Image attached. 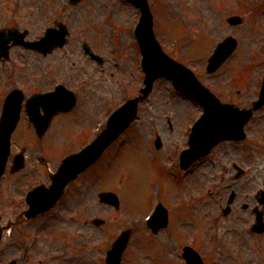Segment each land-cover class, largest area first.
Masks as SVG:
<instances>
[{"label":"rangeland","instance_id":"rangeland-1","mask_svg":"<svg viewBox=\"0 0 264 264\" xmlns=\"http://www.w3.org/2000/svg\"><path fill=\"white\" fill-rule=\"evenodd\" d=\"M220 1L222 0H150L152 7L157 11L155 29L165 49L191 66L200 79L222 99L240 106H250L258 95L264 73V4H260L259 0H243L244 8L239 12L243 15L242 23L230 25L226 21L228 14L224 8L225 4H221ZM28 4L30 0H16L8 14L0 20V24L11 22L13 18L25 22L24 10ZM36 10L38 11L37 6ZM65 11L73 31L66 46L49 56L32 52L30 61L22 59L15 61L16 58L0 61V105L5 93L14 86L24 87L30 94L49 89L53 87L54 80L63 79L68 86L80 91L77 107L68 113V116L56 119L55 123L54 119L44 136L39 137L34 132L26 117L18 124L13 137L12 155L21 147H26V167L15 173L8 167L0 185V200L3 191L8 193L13 191L11 195H18V202L13 205L14 210L18 207L21 211L26 207L19 200L25 183L30 185L49 180L48 171L52 163H47L36 171L31 168L41 156V144L44 145L45 151L51 152L50 159H54L55 153L61 155L58 148L62 150L60 145L63 146L69 137L60 135H67L78 128L81 130L79 127L81 124L83 134L87 135L86 131H90L102 116L106 103L112 101L117 103L121 99L120 88L124 78L132 82L131 95L137 94L143 85L141 53L133 33V25L140 12L133 4L122 0H82L74 6L67 5ZM34 32L39 33L40 30L35 28ZM229 32L239 39L235 54L218 71L208 73L205 66L208 53L212 50L210 46L213 41L221 40ZM190 39L193 42L188 44ZM85 41L90 42L96 51L106 57L102 65L83 55L81 47ZM43 71L47 73L45 78L41 79L39 73ZM200 109L194 100L179 94L169 80H158L150 97L141 105L139 118L121 135L118 144L116 142L110 147L97 166L72 184L67 196L57 208L35 220H23L19 225L16 224L15 213L0 212L1 222L13 220L12 232H4L0 241V264H8L10 259L16 256L19 257L20 264H34L30 259L32 237H36L38 242L31 247V251H34L36 256H50L45 264H96L92 258L96 256L98 262H101L104 251L97 246V250L92 248L94 239L97 240V245H104L102 240L109 236V230L116 235L119 226L129 223L135 225V231L123 264H171L176 261L178 259L176 238L182 237L183 234L181 230L178 234L173 230L175 219L170 230L162 229L155 237L148 236L151 234L149 227L137 224L136 219L145 214L144 210L152 199L151 189L154 184L166 183L162 176L155 177L158 174L156 166L152 169L147 163L149 154L153 155L151 150H155V137L160 135L167 143L159 157L163 158L164 150L168 153L171 148L169 147L171 139L181 140L182 137L188 136L189 121H192L194 115L199 114ZM81 136L79 133L73 136L74 141L79 144L78 147L81 144L79 142ZM213 156L219 161H226L229 169L227 171L218 168L217 180L209 185L212 186V190L221 188L223 193L220 195L208 193L205 201L200 200L198 203L195 200L190 201L195 205V209L190 206L186 214L195 221H189L185 225L183 230L185 234L192 235L197 232L201 236L203 234L211 236L219 233L224 237L230 234L228 227L233 229L235 224L240 226L237 214L244 217L247 215L243 209L239 210L235 203V210L224 217L225 194L229 191V186H223L235 181L238 190L250 192L255 186L260 188L264 185V107L255 112V117L248 125V137L243 143L223 142L214 151ZM227 156L232 160L228 161ZM233 161L239 162L245 168H254L253 185L247 180L248 175H244L242 179L235 176L236 169L231 165ZM102 162L104 164H101ZM204 171L209 175L211 166L207 164L195 175L202 179ZM192 183L194 184L193 176L189 178L188 185L183 187V194L191 191ZM206 183L208 178L203 184L199 183L198 186L194 184L192 190L201 191ZM104 189H113L120 195L119 209L113 208V212H110V206L101 205L98 192ZM174 189L175 187H171L167 182V189L162 195L173 217L176 216L173 206L178 196H174ZM3 204L0 202V209L5 207ZM74 214H77L76 217ZM94 216L108 219V222L97 226L91 223ZM248 218L247 215L245 220ZM178 223L179 221L177 226ZM78 229L93 232L95 237L91 238V235L88 238L69 237ZM51 234L58 237L59 245L55 241H49ZM64 237L67 240L66 245L62 243ZM250 242L253 246L251 250L249 247L248 251L250 250L249 255L256 258L254 264H264V234L253 235ZM213 245L214 243H211L210 247ZM227 245L230 247H225ZM62 249L70 251L69 255L74 256L67 260L53 257L54 253L62 252ZM237 251L240 258L244 254L242 249L236 250L231 243H222L221 247L208 249L212 254L210 262L238 264L239 261L234 259V255H238ZM148 252L156 257L154 263H150L151 259L146 256ZM227 253L233 255L228 256ZM240 264L243 262L240 261Z\"/></svg>","mask_w":264,"mask_h":264},{"label":"water","instance_id":"water-1","mask_svg":"<svg viewBox=\"0 0 264 264\" xmlns=\"http://www.w3.org/2000/svg\"><path fill=\"white\" fill-rule=\"evenodd\" d=\"M138 1L145 10V16L138 29V34L146 54L145 67L149 73V76L147 77L149 84L148 87L144 89L146 95L150 91L152 82L156 77L160 75H168L175 80L179 88L199 98L204 103L207 110L206 114L195 128L192 143L193 148L189 151V163L197 157L207 153L214 144L223 138L244 137L245 134L243 132V126L252 115V112L250 110L240 111L233 105L220 104L215 97L209 94L207 90L197 83L194 75L189 70L167 57L154 40L152 19L150 12L145 6V0ZM233 47L234 45L232 43H230V45L228 43L225 47L218 50L217 54L213 58L216 60H214L212 69H215L223 61V59H225L226 55L231 52ZM45 96L46 95L37 96L35 103L44 104L46 107L51 109L58 106L57 98ZM138 99L131 101L130 104L115 114L111 120L109 128L103 133L101 138L96 142L95 146L84 154L72 156L68 159L62 170L64 174L56 178L55 185L50 193H45L43 195L46 198L47 206L52 204L60 195L62 191V187H60L61 184L63 182L65 183L71 176H75L76 173L81 171L84 166L92 163L101 154L105 146L131 122L137 110ZM21 100V93L16 91L12 94L7 103L5 120L2 129L3 132L0 135V174L3 171L6 156L8 154V149L5 148V145L7 144L8 146L9 136L18 120ZM262 101L264 102V93ZM257 104L260 105L261 103L259 102ZM58 109H63V107L53 109L50 114H53ZM32 201L35 205L37 204L35 197ZM128 237L129 234L125 236L122 244L117 246L118 258L125 246V243L123 242L127 241ZM192 262L197 263L198 260L192 259Z\"/></svg>","mask_w":264,"mask_h":264},{"label":"flooded vegetation","instance_id":"flooded-vegetation-1","mask_svg":"<svg viewBox=\"0 0 264 264\" xmlns=\"http://www.w3.org/2000/svg\"><path fill=\"white\" fill-rule=\"evenodd\" d=\"M29 35H30V32H29Z\"/></svg>","mask_w":264,"mask_h":264}]
</instances>
